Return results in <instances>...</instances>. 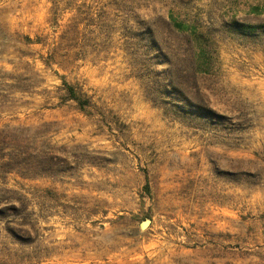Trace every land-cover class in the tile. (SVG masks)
Here are the masks:
<instances>
[{"label":"rangeland","instance_id":"374dc122","mask_svg":"<svg viewBox=\"0 0 264 264\" xmlns=\"http://www.w3.org/2000/svg\"><path fill=\"white\" fill-rule=\"evenodd\" d=\"M0 264H264V0H0Z\"/></svg>","mask_w":264,"mask_h":264}]
</instances>
